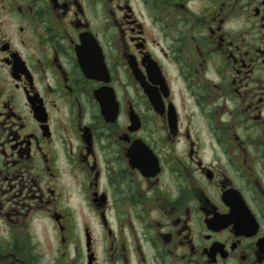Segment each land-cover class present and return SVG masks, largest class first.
<instances>
[{
	"label": "flooded vegetation",
	"instance_id": "obj_1",
	"mask_svg": "<svg viewBox=\"0 0 264 264\" xmlns=\"http://www.w3.org/2000/svg\"><path fill=\"white\" fill-rule=\"evenodd\" d=\"M0 264H264V0H0Z\"/></svg>",
	"mask_w": 264,
	"mask_h": 264
},
{
	"label": "rangeland",
	"instance_id": "obj_2",
	"mask_svg": "<svg viewBox=\"0 0 264 264\" xmlns=\"http://www.w3.org/2000/svg\"><path fill=\"white\" fill-rule=\"evenodd\" d=\"M50 260V259H49Z\"/></svg>",
	"mask_w": 264,
	"mask_h": 264
}]
</instances>
